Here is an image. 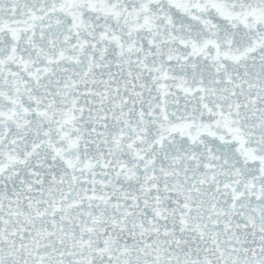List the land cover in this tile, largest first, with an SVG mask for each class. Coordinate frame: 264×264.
Masks as SVG:
<instances>
[{
    "label": "snow or ice",
    "instance_id": "1",
    "mask_svg": "<svg viewBox=\"0 0 264 264\" xmlns=\"http://www.w3.org/2000/svg\"><path fill=\"white\" fill-rule=\"evenodd\" d=\"M0 264H264V0H0Z\"/></svg>",
    "mask_w": 264,
    "mask_h": 264
}]
</instances>
